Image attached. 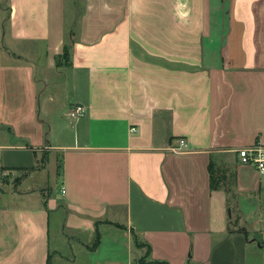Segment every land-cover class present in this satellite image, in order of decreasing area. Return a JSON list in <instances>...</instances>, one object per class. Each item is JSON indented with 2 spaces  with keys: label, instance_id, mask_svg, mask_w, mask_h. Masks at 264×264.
Instances as JSON below:
<instances>
[{
  "label": "crops",
  "instance_id": "obj_1",
  "mask_svg": "<svg viewBox=\"0 0 264 264\" xmlns=\"http://www.w3.org/2000/svg\"><path fill=\"white\" fill-rule=\"evenodd\" d=\"M257 139L264 0H0V264H47L51 212L100 223L89 264H264Z\"/></svg>",
  "mask_w": 264,
  "mask_h": 264
},
{
  "label": "rangeland",
  "instance_id": "obj_2",
  "mask_svg": "<svg viewBox=\"0 0 264 264\" xmlns=\"http://www.w3.org/2000/svg\"><path fill=\"white\" fill-rule=\"evenodd\" d=\"M66 40L68 44L71 42V32H70V27L67 28L66 31ZM68 45V51L66 54L62 55L60 54V57L56 58L57 59V64L59 66L60 70V76L59 82L56 80L52 83H60V85L55 86L52 85L53 91L56 93L55 97L58 103V108L59 111H61V115L63 112L67 111V114L65 115L66 117L69 118L68 111L71 108V103H67V81L66 77L63 76V73H65L68 69L69 66V60H70V49ZM65 114V113H64ZM61 119L64 120L63 117ZM54 158L56 156V153L53 154ZM61 159H58V162H60ZM57 161L54 160L51 164L48 165V169H52L53 166L56 168ZM24 170L22 169H16V172L14 174H17V176L13 177V182H12V187H17V183L19 181V176L23 173ZM218 177V176H217ZM3 182V180H2ZM58 176L56 177L54 183L56 187L58 188ZM260 197V193L258 194ZM239 198V196H237ZM262 199H264L263 193H262ZM257 203V201H256ZM259 203V202H258ZM240 207H244L246 204L244 202H240ZM262 208V206H261ZM260 208V205H257V210L261 211L264 213V209L262 210ZM62 213V212H61ZM62 221V218L60 214L56 212H51L50 214V243H51V264H89L90 261V254L88 249L90 246H92V243L95 239V234L90 238L88 236V232L78 230V231H70V229L60 225ZM248 227V226H247ZM253 231V227H248ZM70 232L73 234L72 236H69ZM89 237V238H88ZM146 252V249L144 248L143 250ZM142 251V252H143ZM143 252V253H144ZM143 257V255L136 256L135 263L137 264L138 259ZM148 258L146 259L143 257V261H147Z\"/></svg>",
  "mask_w": 264,
  "mask_h": 264
},
{
  "label": "built area",
  "instance_id": "obj_3",
  "mask_svg": "<svg viewBox=\"0 0 264 264\" xmlns=\"http://www.w3.org/2000/svg\"><path fill=\"white\" fill-rule=\"evenodd\" d=\"M86 113V107L82 103L74 104L68 112L70 118H79ZM132 130H135L132 127ZM187 140L185 138H178L177 144L170 145V149L174 151L182 150L186 145ZM239 161L243 164L250 165L256 169L260 180V189L264 196V141L257 139L254 143L237 148L235 150ZM65 192V189H62ZM264 208V199H263Z\"/></svg>",
  "mask_w": 264,
  "mask_h": 264
},
{
  "label": "trees",
  "instance_id": "obj_4",
  "mask_svg": "<svg viewBox=\"0 0 264 264\" xmlns=\"http://www.w3.org/2000/svg\"><path fill=\"white\" fill-rule=\"evenodd\" d=\"M67 51H68V46L65 44L64 49H63V52H62V55L66 54ZM58 57H60V55ZM60 167H61V164L58 165V169L59 170H60ZM112 225H115V226H118V227H123L121 224H118V223H112ZM99 228H100V223L97 222L96 223V227H95V239H94V241L92 243V246H90V249L96 248L98 246V244H99V241H100V231H99ZM134 237H135V242H136V245L137 246L142 247V246L145 245V244H142L138 240V237L136 236V234H135ZM146 245H147L146 252L144 253L143 257H145L146 259L148 258V260L145 262V261H143V257H141V258L138 259L137 264H169L166 261L149 258V255H150V245H148V244H146ZM50 256H51V254H49V256H48L47 264H51V258H50Z\"/></svg>",
  "mask_w": 264,
  "mask_h": 264
}]
</instances>
